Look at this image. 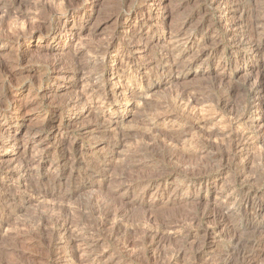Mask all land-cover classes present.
<instances>
[{
	"label": "rangeland",
	"instance_id": "374dc122",
	"mask_svg": "<svg viewBox=\"0 0 264 264\" xmlns=\"http://www.w3.org/2000/svg\"><path fill=\"white\" fill-rule=\"evenodd\" d=\"M239 116L234 159L205 134ZM247 255L264 264V0H0V264Z\"/></svg>",
	"mask_w": 264,
	"mask_h": 264
},
{
	"label": "bare ground",
	"instance_id": "6f19581e",
	"mask_svg": "<svg viewBox=\"0 0 264 264\" xmlns=\"http://www.w3.org/2000/svg\"><path fill=\"white\" fill-rule=\"evenodd\" d=\"M105 94V93H104ZM80 103V102H79ZM224 105H226V104H224ZM233 121L234 122H232L231 123V125H229V128H228V131H226V133H218V132H209V133H206L205 135L207 136V137H213V138H215V137H220V138H223V139H227V143H230L229 144V151L230 152H232V154H233V156L235 157L234 159H236V158H238V157H241L242 156V153L245 151V147H244V142L247 140V134H245L246 132H238V133H235V132H233V130H234V127H236V126H238V124H240V123H242V122H244L245 123V121H244V117L242 116V117H236V119H233ZM243 123V124H244ZM204 134L202 135L203 137L205 136ZM225 143V142H224ZM226 143V144H227ZM228 145V144H227ZM227 147V146H226ZM225 154V153H224ZM228 154V153H227ZM226 154V155H227ZM226 155H224V156H226ZM227 156H229V155H227ZM226 156V157H227ZM231 158H232V156H231ZM228 159V158H227ZM233 159V160H234ZM247 198V197H246ZM246 202V201H245ZM245 205H246V203H245ZM250 213H256L257 212V210L259 209V207H260V205H257V204H250ZM222 207V206H221ZM245 207V206H244ZM219 209V208H218ZM216 211V210H215ZM214 211V212H215ZM219 211H220V209H219ZM247 211V210H246ZM249 211V210H248ZM216 212H218V211H216ZM219 213V212H218ZM249 213V212H248ZM220 214V213H219ZM224 212L221 214V218L220 219H222V218H224L225 219V217H224ZM215 216H216V214H215ZM220 217V216H219ZM227 229L225 228V229H223V230H221V233L224 235V234H226L227 233ZM230 231V230H229ZM211 235H213V232H212V230H209V229H206L205 231H204V234H203V236H204V238L206 239L207 238V240L208 239H210L211 238ZM203 241V245H202V248L201 249H198V250H195V252L193 253L194 255H193V258H192V260L194 261V260H197V259H201V258H203L204 256H206V255H208V250L210 249V247H211V243L212 242H210V241ZM69 253H71V252H69ZM248 256V255H247ZM251 256V255H250ZM249 257V256H248ZM178 258V257H177ZM231 258V257H230ZM229 257H227V256H225V258H222V259H218V260H214V261H211V262H207V264H235V263H233V261H231V259H230ZM244 258H245V256H244ZM179 259V258H178ZM246 260V259H245ZM172 261V260H171ZM170 261V262H171ZM177 261V260H176ZM254 261H255V259H253V258H251V257H249V258H247V261H246V264H253L254 263ZM175 262V261H174ZM171 262V263H167V264H179L178 263V261L177 262ZM197 262V261H196ZM243 263H244V261H243Z\"/></svg>",
	"mask_w": 264,
	"mask_h": 264
}]
</instances>
